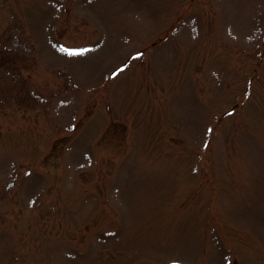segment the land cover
I'll use <instances>...</instances> for the list:
<instances>
[{
	"label": "rangeland",
	"instance_id": "rangeland-1",
	"mask_svg": "<svg viewBox=\"0 0 264 264\" xmlns=\"http://www.w3.org/2000/svg\"><path fill=\"white\" fill-rule=\"evenodd\" d=\"M171 261L264 264V0H0V264Z\"/></svg>",
	"mask_w": 264,
	"mask_h": 264
},
{
	"label": "water",
	"instance_id": "water-1",
	"mask_svg": "<svg viewBox=\"0 0 264 264\" xmlns=\"http://www.w3.org/2000/svg\"><path fill=\"white\" fill-rule=\"evenodd\" d=\"M170 264H187V263H183V262H179V261H173Z\"/></svg>",
	"mask_w": 264,
	"mask_h": 264
},
{
	"label": "snow or ice",
	"instance_id": "snow-or-ice-1",
	"mask_svg": "<svg viewBox=\"0 0 264 264\" xmlns=\"http://www.w3.org/2000/svg\"><path fill=\"white\" fill-rule=\"evenodd\" d=\"M123 69H120V71H122Z\"/></svg>",
	"mask_w": 264,
	"mask_h": 264
}]
</instances>
